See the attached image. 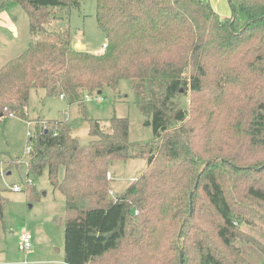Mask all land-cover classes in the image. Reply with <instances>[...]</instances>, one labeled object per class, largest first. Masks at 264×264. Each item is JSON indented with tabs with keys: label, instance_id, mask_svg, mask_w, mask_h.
I'll return each instance as SVG.
<instances>
[{
	"label": "trees",
	"instance_id": "1",
	"mask_svg": "<svg viewBox=\"0 0 264 264\" xmlns=\"http://www.w3.org/2000/svg\"><path fill=\"white\" fill-rule=\"evenodd\" d=\"M80 1L0 0V11L24 8L30 33L0 67V120L33 123L26 178L46 171L64 196V263L254 264L236 243L264 255L254 233L264 226V0H227L229 17L209 0H95L99 53L53 28V10ZM122 78L151 127L146 144L129 142L126 117L106 131L89 119L87 144L66 119L27 117L31 89L84 112L85 98ZM131 157L144 170L110 197L109 164ZM5 203L0 190L1 218Z\"/></svg>",
	"mask_w": 264,
	"mask_h": 264
},
{
	"label": "rangeland",
	"instance_id": "2",
	"mask_svg": "<svg viewBox=\"0 0 264 264\" xmlns=\"http://www.w3.org/2000/svg\"><path fill=\"white\" fill-rule=\"evenodd\" d=\"M221 17L230 16L227 0H209ZM57 16L54 29L67 28L71 32L73 47L80 44L83 50L99 53L105 41L103 32L95 19V0H81L79 6L70 8L66 14L53 10ZM30 40L28 16L24 8L15 2H7L0 11V66L22 53ZM135 93L128 79L118 80L117 85L104 87L99 94L84 99V112L76 103L67 104L59 96H46L43 88L31 89L29 93L27 117L42 125L46 120H63L70 123L71 134L80 143L87 144L89 119L97 120L103 130L109 129V119L113 116L126 117L129 123L128 139L135 144H146L152 138L151 127L136 105ZM33 123L27 119L5 116L0 120V190L6 203L3 217H0V264H65L64 224L65 199L54 189L46 171L38 176H30L37 196L32 197L26 189L25 162L28 158V132ZM146 159L131 157L113 160L109 164V196L122 192L145 168ZM8 170V171H7ZM10 172L9 174H7ZM63 167L59 170L62 178ZM16 184L20 191H12ZM243 231L248 226L241 225ZM22 233L31 235V249L22 252L18 240ZM255 236L264 237V226L254 229ZM245 257L254 264H264V255L249 244L237 242ZM26 262V263H24Z\"/></svg>",
	"mask_w": 264,
	"mask_h": 264
},
{
	"label": "built area",
	"instance_id": "3",
	"mask_svg": "<svg viewBox=\"0 0 264 264\" xmlns=\"http://www.w3.org/2000/svg\"><path fill=\"white\" fill-rule=\"evenodd\" d=\"M105 46V44L103 45ZM30 135V132H28V136ZM30 150V146H27V151ZM108 178H110V173H108ZM26 183L31 184L32 180L31 178H26ZM12 191H20L21 188L18 187L16 184H13L12 187H10ZM18 249L22 252H28L31 249V235L29 233H22L18 240ZM26 263V262H25Z\"/></svg>",
	"mask_w": 264,
	"mask_h": 264
},
{
	"label": "water",
	"instance_id": "4",
	"mask_svg": "<svg viewBox=\"0 0 264 264\" xmlns=\"http://www.w3.org/2000/svg\"><path fill=\"white\" fill-rule=\"evenodd\" d=\"M75 48L77 49H81L83 48V46H81L80 44H77V46H75ZM1 116V115H0ZM182 263V256L180 255V264Z\"/></svg>",
	"mask_w": 264,
	"mask_h": 264
},
{
	"label": "crops",
	"instance_id": "5",
	"mask_svg": "<svg viewBox=\"0 0 264 264\" xmlns=\"http://www.w3.org/2000/svg\"><path fill=\"white\" fill-rule=\"evenodd\" d=\"M84 47V46H83ZM1 67V66H0ZM60 98H62V97H60ZM8 171V170H7ZM10 172H8L7 174H9ZM25 263V262H24Z\"/></svg>",
	"mask_w": 264,
	"mask_h": 264
}]
</instances>
